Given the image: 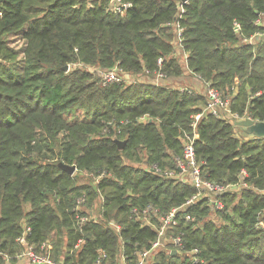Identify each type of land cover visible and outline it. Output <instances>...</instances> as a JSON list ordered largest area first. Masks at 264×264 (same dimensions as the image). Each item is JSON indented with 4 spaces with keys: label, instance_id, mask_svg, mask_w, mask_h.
<instances>
[{
    "label": "trees",
    "instance_id": "16d2710c",
    "mask_svg": "<svg viewBox=\"0 0 264 264\" xmlns=\"http://www.w3.org/2000/svg\"><path fill=\"white\" fill-rule=\"evenodd\" d=\"M120 1L131 4L123 15L111 0H0V256L15 257L29 227L28 245H46L57 263L124 255L135 264L157 239L159 217L196 193L149 167L177 171L194 136L205 180L246 186L220 195L221 211L204 198L181 208L167 236L181 234L182 249L160 247L150 264H264V138L203 112L208 86L230 97V113L264 122V25L256 23L264 0ZM176 25L201 92L164 83L185 74ZM9 37L22 41L21 59ZM114 69L147 81L103 85L101 73ZM158 72L165 78L155 84ZM59 163L92 181L78 184Z\"/></svg>",
    "mask_w": 264,
    "mask_h": 264
},
{
    "label": "built area",
    "instance_id": "2783aa9c",
    "mask_svg": "<svg viewBox=\"0 0 264 264\" xmlns=\"http://www.w3.org/2000/svg\"><path fill=\"white\" fill-rule=\"evenodd\" d=\"M114 5V10L120 14H124L126 10L131 7L129 2H122L120 0H111ZM185 1H182V3ZM183 12V10H182ZM260 19L256 21L259 24ZM176 38H175V45L179 48L181 47V28L176 25ZM158 64L160 62L158 61ZM102 76V84L105 85L106 83H120L126 82L129 83V80H125L128 76H121L118 70L114 69L111 71H104L101 73ZM164 75L160 72L156 73L155 75V84H159L164 79ZM205 86V85H204ZM205 96H206V104L203 108V112L210 113L213 116L220 117L222 119H228L231 121H238L249 117H238L237 114L230 113L229 110V99L223 97L216 89L210 88L205 86ZM200 114H197L193 117V121L191 122V127L195 130L196 122L198 121ZM193 138L187 137L184 144H183V153L182 157L176 160V167L177 171L172 170H161L157 165L153 164L149 168L152 172L162 175L163 177L178 179L184 183H187L193 186L196 190V193L193 194L190 198H188L183 205L178 208H172L166 215L159 217V226L156 228L157 230V239L151 243V246L146 249L137 252V259L135 264H150L151 256L153 253L158 250L160 247L169 248L171 247H179L182 249V245L180 243L181 234L178 236L168 235L167 231L172 226L177 224V212L189 205H194L200 199H206L207 202L211 205L214 211H221L224 209L223 202L219 199V196L230 191L234 188L238 189L239 187H245V183L237 182L235 184H223L219 182L205 180L202 176L201 170L199 168L198 163L194 157V149H193ZM246 176V173L242 171L240 173V177L243 178ZM241 181V180H240ZM78 204L84 203V198H79L77 200ZM132 212L136 214L135 210L132 209ZM88 219V216H82L80 218L81 222H84ZM185 221H192L194 218L190 215L184 216ZM144 225L149 224V222L143 218ZM118 229V226H116ZM30 231L29 227H24L22 235L19 236L16 241L18 244L21 245L22 249L15 255L16 259L25 258L29 264H60L52 260L47 252L46 245H41L39 247V251L37 252L34 250L33 247L28 245L26 241L27 233ZM166 237L168 238L166 242ZM80 242V241H79ZM46 251V253L44 252ZM173 251V250H172ZM197 250H192L188 253V256L191 257L192 263H197L198 258L195 256ZM99 264V261L96 262ZM113 264H129L127 258L124 255H121L115 263Z\"/></svg>",
    "mask_w": 264,
    "mask_h": 264
},
{
    "label": "rangeland",
    "instance_id": "374dc122",
    "mask_svg": "<svg viewBox=\"0 0 264 264\" xmlns=\"http://www.w3.org/2000/svg\"><path fill=\"white\" fill-rule=\"evenodd\" d=\"M179 10H180V13L182 14L183 12H182V7H180L179 6ZM259 25H264V16L260 19V22H259ZM9 40H8V47L10 48V49H13V50H15L16 51V58L17 59H21V57H22V53H21V51H22V47H23V43H22V41L20 40V39H18V38H13V37H9L8 38ZM178 47V46H177ZM179 48V47H178ZM178 48H176V53L179 51L178 50ZM178 50V51H177ZM177 55L179 56V57H181V60L183 59V56H185V53L184 52H180L179 51V53H177ZM183 61H185L184 59H183ZM79 66H82V65H79ZM67 67V69L66 70H68V66H66ZM70 67H72V66H70ZM86 71H88L89 73H91L92 75H96V74H99V71L101 70L100 68H98V67H96V66H92V65H88V66H84L83 67ZM187 71V73H189L188 72V70H186ZM185 72V71H184ZM186 75V74H185ZM185 75H183L181 78H179L178 79V84L177 85H175V86H177V87H181V88H187V89H191V84H189L190 83V81L192 80H197V82H199L200 83V87H201V90H203V84L201 83V81L197 78V77H195V76H192V75H190V74H188L187 76H185ZM122 76V75H121ZM137 78V79H136ZM133 79H136V81L137 80H139L140 82H144V81H147V79L143 76V77H141V75H137V77H130V76H128V78L127 79H125V80H129V82H131V81H133ZM189 82V83H188ZM161 84H163V83H161ZM200 89V88H199ZM204 89H205V87H204ZM194 90V89H193ZM201 90H199L200 92H201ZM229 97V96H228ZM228 97H226V98H228ZM230 98V97H229ZM228 98V99H229ZM78 116L77 117H79V118H82L84 115L83 114H81V112H78V114H77ZM127 163H130L132 166H134V167H142V164H139V163H135V162H127ZM72 175H74V177H75V180H76V182L78 183V184H80V185H82V184H84V183H90L91 181H92V179L91 178H89V177H84V174L82 173V172H78L77 170H76V168H75V171L73 172V174ZM26 208H27V206H26ZM213 220L214 221H217L218 220V218L217 217H213ZM167 240H168V238L166 237V242H167ZM163 250L164 251H171V247H169V248H164L163 247ZM3 255V257H1L0 256V264H18L19 262H18V259H16L15 257H14V255H12V256H10L9 254V256L7 255H5V253H3L2 254ZM55 256V255H54ZM25 259V258H24ZM27 264H29L28 262H27Z\"/></svg>",
    "mask_w": 264,
    "mask_h": 264
},
{
    "label": "water",
    "instance_id": "95a60500",
    "mask_svg": "<svg viewBox=\"0 0 264 264\" xmlns=\"http://www.w3.org/2000/svg\"><path fill=\"white\" fill-rule=\"evenodd\" d=\"M63 69L66 70L67 67L65 66ZM233 124L234 126L238 127L241 130L242 134H244L245 136L254 137L257 139L264 138L263 121H256L251 118H245L242 120L234 121ZM116 143L118 145V149H121L125 144V141H116ZM58 167L65 171L68 175H72L75 171L74 165H65L63 163H59Z\"/></svg>",
    "mask_w": 264,
    "mask_h": 264
},
{
    "label": "crops",
    "instance_id": "0c3cea01",
    "mask_svg": "<svg viewBox=\"0 0 264 264\" xmlns=\"http://www.w3.org/2000/svg\"><path fill=\"white\" fill-rule=\"evenodd\" d=\"M178 50H179V48H178ZM180 51V50H179ZM179 51L177 52V53H179ZM182 51V50H181ZM180 51V52H181ZM180 60H181V57H180ZM181 64H182V70L183 71H185L184 73L186 74H184L185 76H187L188 75V73H187V71H186V67H185V63H184V61H183V59L181 60ZM176 80H178V79H176ZM177 82V81H176ZM176 82L172 79V78H169V79H167V81L166 82H164V83H168L169 85H173L174 87H177V86H175L176 85ZM189 83V82H188ZM189 84H191V89H194L195 91H199V90H201V87H200V83L199 82H197V80H191L190 81V83ZM200 88V89H199ZM200 92V91H199ZM18 264H27V260L26 259H24V258H22V259H19L18 260Z\"/></svg>",
    "mask_w": 264,
    "mask_h": 264
}]
</instances>
